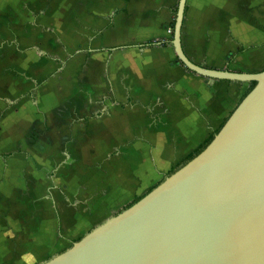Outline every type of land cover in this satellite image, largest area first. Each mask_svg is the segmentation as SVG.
<instances>
[{
	"label": "crops",
	"instance_id": "obj_1",
	"mask_svg": "<svg viewBox=\"0 0 264 264\" xmlns=\"http://www.w3.org/2000/svg\"><path fill=\"white\" fill-rule=\"evenodd\" d=\"M68 2L38 15L43 2L33 3L16 45L0 47V264L48 261L75 243L72 228L96 223L85 215L121 213L138 198L132 191L126 205L119 197L129 194L113 193L128 183L130 162L150 166L153 146L158 164L173 165V150L183 161L249 87L202 78L178 60L168 31L179 0L60 5ZM181 41L201 68L261 73L264 0H187Z\"/></svg>",
	"mask_w": 264,
	"mask_h": 264
},
{
	"label": "water",
	"instance_id": "obj_2",
	"mask_svg": "<svg viewBox=\"0 0 264 264\" xmlns=\"http://www.w3.org/2000/svg\"><path fill=\"white\" fill-rule=\"evenodd\" d=\"M187 0L172 45L192 73L256 83L211 144L139 202L43 264H264V71L201 68L182 49Z\"/></svg>",
	"mask_w": 264,
	"mask_h": 264
},
{
	"label": "rangeland",
	"instance_id": "obj_3",
	"mask_svg": "<svg viewBox=\"0 0 264 264\" xmlns=\"http://www.w3.org/2000/svg\"><path fill=\"white\" fill-rule=\"evenodd\" d=\"M39 1H42L43 4L37 5L38 7V10L36 11L37 15L40 14V12H43V13L47 12V14H51L55 12L56 9H63L65 11L74 6L73 4H69L68 2L67 3L68 7H65V6L63 7L62 5H60L63 0H0V47H5V48L11 47V45L9 44L10 41H13L14 46L16 45V41H17L16 40V26L18 24V21L21 20L20 18L21 14L22 13H27L28 15L32 14L34 10L33 3H36ZM6 35H8V37H6ZM12 72L15 73L14 70H12ZM78 125L79 124H77V126ZM154 147L155 146H153L152 149L149 150L151 157H152V161H151L152 164L150 166L141 165L139 160L138 162L136 161L130 162L129 165L127 166L126 173L128 174V183L121 190H113V193H117L119 195L129 194V197L120 196L119 197L120 199L118 202L120 203L124 202V203H127L126 205H128L133 200L132 191L135 192L136 196L134 197H141L143 194H146L148 191L152 190L155 186H157L165 178V176H167L169 172L172 171L173 168H175L176 162L182 163V159L181 160L176 159V157H178L177 154H179V151L173 150L171 152V157L172 159H175L176 161L173 165L158 164V160L156 161L154 160V157L156 158L155 154L157 152ZM145 152L147 153L148 151L146 150ZM166 155L167 154L165 153L164 156ZM167 161L171 163L170 160H167ZM58 167L60 166L57 165L56 168ZM119 180H121V177ZM21 182L22 181H20V183ZM120 183H123V182H120ZM21 184L25 186L24 190L26 191L27 187L32 185V182L26 176H24L23 182ZM57 204L61 205V202L59 201V199H57ZM123 207L124 206H120V209ZM118 209L119 208H117L116 210L114 209L108 213L106 212V214H104L103 215L104 217L102 218H100L101 216L99 214H98V217H94V218H93L94 214L92 215L91 218H88V216L85 215L84 217L85 219H82V220H86L85 223H91V222H96V223H93L92 225H89V226L88 224H86L85 227H88V228H82V229L72 228L71 232L69 231L66 234V235H71L70 237H72V238H69V241L77 242L76 240L78 239V237L82 239L84 236H86L88 233H90L91 231H93V229L96 228L94 227L95 225L98 227L105 221L114 217L116 213L118 212ZM94 216H97V215H94ZM56 242H59V240H57ZM64 245H65L64 247H67L68 243ZM60 251L59 250L56 251V254L58 255V252ZM56 254H53L51 258L57 256ZM45 262H41L40 264H43Z\"/></svg>",
	"mask_w": 264,
	"mask_h": 264
},
{
	"label": "trees",
	"instance_id": "obj_4",
	"mask_svg": "<svg viewBox=\"0 0 264 264\" xmlns=\"http://www.w3.org/2000/svg\"><path fill=\"white\" fill-rule=\"evenodd\" d=\"M153 45V44H152ZM256 86V83H251L248 87V90L247 92L245 93V95L243 96V98L241 99V102L246 98V96L254 89V87ZM240 102V103H241ZM228 120V119H227ZM227 120L224 122V124L227 122ZM224 124L219 128L218 131H216V133L212 134L209 139L203 144L201 145V147L197 148L194 152H192L187 158H185L182 163H179L178 165L175 166V168L172 169V171L169 172V174L167 176H165V178L157 185L159 186L166 178L172 176L174 173H176L178 170H180L182 167H184L186 164H188L189 162H191L195 157H197L199 154H201L210 144L211 142L213 141L214 137L220 132V130L223 128ZM14 155V153H9L7 155H2V158L3 159H6V158H10ZM157 186H155L152 190H154ZM152 190H150L148 193H150ZM147 193V194H148ZM146 194V195H147ZM144 196L142 197H138L136 198V200L131 204L129 205L126 209L124 210H127L128 208H130L131 206H133L134 204H136L137 202H139ZM123 210V211H124ZM78 242V241H77ZM76 243V242H75ZM74 244V243H73ZM72 244V245H73ZM71 245V246H72ZM70 246V247H71ZM69 249V248H68ZM65 252V251H64Z\"/></svg>",
	"mask_w": 264,
	"mask_h": 264
},
{
	"label": "built area",
	"instance_id": "obj_5",
	"mask_svg": "<svg viewBox=\"0 0 264 264\" xmlns=\"http://www.w3.org/2000/svg\"><path fill=\"white\" fill-rule=\"evenodd\" d=\"M168 33H169L170 35H172V34H173V31H172V30H169Z\"/></svg>",
	"mask_w": 264,
	"mask_h": 264
}]
</instances>
